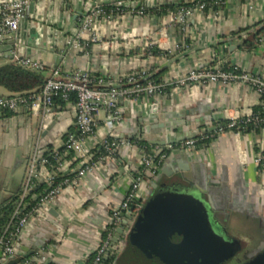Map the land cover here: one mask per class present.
Segmentation results:
<instances>
[{"label": "crops", "instance_id": "crops-1", "mask_svg": "<svg viewBox=\"0 0 264 264\" xmlns=\"http://www.w3.org/2000/svg\"><path fill=\"white\" fill-rule=\"evenodd\" d=\"M14 1L17 0H0V12L5 4ZM28 1L16 43L3 44L0 67L16 61L17 56L34 57L44 65L48 74L59 70L62 76L85 71L113 80L142 70H165L162 81L169 86L163 96L140 101L122 100V124L109 126L105 123V111L98 113V135L87 138L85 148L92 151L99 139L110 133L121 138L126 136L128 145L122 147L114 158L100 164L83 184L66 186L51 206L49 215L37 219L22 235L21 246L30 250L38 245L41 247L28 258L21 251L19 256L23 261L20 264H43L39 261L43 256L47 257L45 264H86L88 257L106 239L111 211L124 200L134 171L138 169L137 152L132 142L141 139L154 150L168 146H156L152 142L163 141L170 133H146L145 127L157 125L163 114L180 115L188 111L190 114L185 119L188 124L178 129L177 133H191L196 137L205 130H212L221 121L249 117L261 104L262 96L245 83L181 86L179 81L191 70L216 62H222L228 68L237 66L264 81V32L261 41L254 45L241 36L232 38L245 29L263 26L264 0H229L224 7L207 14L194 12L185 23L176 19L179 11H162L163 7L179 6L184 0ZM113 2L124 3L128 10L110 21L97 19L92 34L96 37L95 42L91 41L89 34L80 35V19L85 9L91 3L103 5ZM250 5L255 8L251 10ZM139 7L147 11L139 15L138 11L142 9ZM70 38H78L85 49L68 46ZM241 41L245 42L244 46L234 52L227 50ZM153 50L158 53L154 54ZM57 57H62V60L59 62ZM0 96L7 97L10 93L0 87ZM75 121L74 103L58 106L48 119L43 113L26 107L10 117L0 118V204L21 192L29 161L34 154L64 150L62 155L69 161L65 175L75 178L81 166L73 154L70 159L67 158L69 154L65 148L68 134L80 135ZM165 121L170 123V120ZM183 153V150H174L170 160L164 164L182 161ZM259 154H264V128L260 134L220 133L209 146L200 147L188 156L190 161L203 165V169L196 170L198 182L212 177L217 200L229 198V211H235L246 222L248 219L258 222L257 235H251L256 243L262 241V250L264 172L255 163ZM163 165L156 181L142 184L140 193L143 197L150 195L153 184H169V178L162 172ZM35 197L37 195L33 199ZM24 204L26 208L27 203ZM233 237L245 241L249 248L245 239ZM128 242L117 257V264L126 254ZM133 244L134 256H147L139 243Z\"/></svg>", "mask_w": 264, "mask_h": 264}, {"label": "built area", "instance_id": "built-area-1", "mask_svg": "<svg viewBox=\"0 0 264 264\" xmlns=\"http://www.w3.org/2000/svg\"><path fill=\"white\" fill-rule=\"evenodd\" d=\"M193 1L191 0V2ZM28 4V0H17L2 7L0 12V49L3 48V42L12 38L13 35H16V39L18 38L17 34L21 23L25 19ZM123 7H126L124 3H118L114 9L107 11L101 4L91 3L85 9L80 19V35L89 34L92 36L91 41L95 42L96 37L92 34L95 30L97 19L103 18L110 21L114 16L124 12ZM206 7L205 3H198L195 10L184 7L177 13L176 19L179 23H185L194 12H204ZM254 8V5H250L251 10ZM138 14L143 15L144 10L140 9ZM67 44L71 48L85 49L81 46L78 38L68 39ZM13 53L16 56L15 51ZM16 62L24 68L33 71H45L44 65L34 57L19 58L16 56ZM149 73L147 70H142L112 80L105 77H96L85 71H74L68 73L66 76H62L59 70H55L52 72L51 78L46 82L41 93L37 96L29 98L0 96V113L2 111L17 113L21 108L26 107L37 113H43L47 119L57 109L55 104L57 98L62 99L65 103H74L76 109L75 126L79 130L80 135L68 134L65 148L69 155H74V158L81 166L75 178L65 179L59 185L54 186L56 175L66 171L69 161L63 155L57 156L58 166L55 171L51 172L47 169L48 160L45 158L44 153L41 155L34 154L31 157L23 183L21 202L14 215L17 222L13 225L10 232L7 229V232L0 237V264H5L12 258L19 257L21 254L19 245L24 231L33 225L37 219H44L49 215L51 206L60 198L66 186L74 185L78 187L83 184L85 178L92 174L100 164L114 158L122 147L128 145V140L110 133L100 138L97 145L105 146L108 153L107 156L97 162H93L92 151H88L85 148L84 142L87 138L98 135L100 125L97 115L100 111H105L106 113L105 123L109 126H116L122 124L124 121V111L121 106L122 100L140 101L164 95L163 90L167 87L165 84H155L154 82H148L146 85L139 84V80L147 77ZM218 83L222 85L245 83L261 96L264 95V81L262 79L251 75L237 66L228 68L222 62H216L207 67L191 70L185 78L179 81L181 86ZM72 99H75V102H72ZM252 116L253 113L248 118ZM254 120L256 123L260 122L257 118ZM235 125L236 121H232L229 128L231 129ZM210 132L223 133L218 125L210 130ZM203 139H208V136L203 137ZM198 141L195 137L188 139L182 143L181 148L178 150H183L187 154L196 153L200 148ZM132 143L137 152L138 169L134 171L124 200L111 211L107 237L94 251L96 253L94 264H103L102 258L106 255H111L117 259L126 243L134 221L142 210L144 201L147 198L143 197L140 193L142 184L145 182L151 184L152 181H156L159 177L161 166L170 160L171 153L176 150L174 145H168L166 148H157L154 150V154H150L145 146H141L138 142ZM165 150L169 151V153H166ZM157 158H159L158 161ZM255 163L264 172V154H259L255 158ZM40 183L46 184L50 189L44 195L35 197V205L25 213V199L33 193ZM128 217H132V219H128ZM124 222L126 223L124 235L120 243L113 246L115 251H110L116 231ZM40 259L39 261L45 264L47 257L43 256Z\"/></svg>", "mask_w": 264, "mask_h": 264}, {"label": "water", "instance_id": "water-1", "mask_svg": "<svg viewBox=\"0 0 264 264\" xmlns=\"http://www.w3.org/2000/svg\"><path fill=\"white\" fill-rule=\"evenodd\" d=\"M146 7H149L148 3ZM15 37L13 35L11 40L3 44H15ZM244 45L245 42L241 41L227 50L234 52ZM3 52L4 49H0V54ZM57 60L60 62L62 57H57ZM189 114L188 111L180 115L163 114L157 125L145 127L144 131L170 133L167 139L152 142L156 146L174 145L192 139L191 133H177L178 129L187 126L188 121L185 119ZM178 119L182 121H175ZM165 120H170V123ZM182 157V161L163 165L162 172L169 178V184H153V191L145 199L131 228L130 238L142 246L151 264H264V249L239 261L248 250V245L242 239L230 235L216 219L219 203L212 177L198 182L196 170L203 169V165L190 161L186 152ZM125 228L124 222L117 229L110 251H115L113 246L120 243ZM40 247L38 245L36 249L30 250L19 245V249L25 252V258L37 253ZM18 263V257H14L5 264Z\"/></svg>", "mask_w": 264, "mask_h": 264}, {"label": "trees", "instance_id": "trees-1", "mask_svg": "<svg viewBox=\"0 0 264 264\" xmlns=\"http://www.w3.org/2000/svg\"><path fill=\"white\" fill-rule=\"evenodd\" d=\"M227 0H194L191 2V0H184V2L179 5H172V6H166L163 7L162 11L163 13H166L168 10L174 11L177 13L182 8H188L195 10L198 3H205L207 5L206 10L204 11L206 14L209 13L211 10H217L219 7H224L225 2ZM120 2H113V3H104L102 6L105 10L110 11L111 9L115 8V5H117ZM142 8L145 11L144 7H139V9ZM124 11H127L128 8L123 7ZM263 24L260 28H253V29H245L244 31H241L237 35H234L232 38H236L238 36H241L245 38L247 43L256 44L260 42L261 34L264 32V21L261 23ZM154 54H157L158 52L156 50H153ZM165 73V70H160L158 72L152 71L150 72L147 77L144 79L139 80V84L146 85L148 82H154L155 84H163L162 77ZM51 74H48L46 69L44 72H38L33 71L27 68H24L23 66L19 65L16 61H12L4 66L0 67V87L5 89L8 93H10V96L7 97H34L41 93L42 89L44 88L46 82L51 78ZM128 87V86H127ZM169 86L165 87L163 90L164 93L168 92ZM72 102H75V99H72ZM56 106H64L65 102L57 98L55 100ZM14 113H11L9 111H2L0 113V118H6L12 116ZM259 119L260 122L256 123L254 119ZM232 123V121L224 120L218 123L219 129L222 130V132H234V133H241V134H249L252 132H255L257 134H260L262 129L264 128V95H262V101L261 104L254 108L253 110V116L251 118L245 117L238 121H236V125L233 128H229V125ZM220 132L213 133L208 130H205L201 135H198L195 137V139H198V146L199 147H207L209 146L213 141H215ZM208 136V139H203V137ZM133 142H138L141 146H145L147 148V151L151 154H154V147L151 146L148 142L143 140H134ZM182 143H177L174 145L175 149L181 148ZM166 153H169V151L165 150ZM64 153V150L55 152V151H48L45 153V158L48 160V170L53 172L56 170L58 166L57 156H60ZM93 162L99 161L101 158L107 156V151L105 149L104 145H99L95 149L92 150ZM72 156H67L68 159H70ZM159 158H157V161ZM70 178L68 175H65V172L58 173L55 178L54 186L59 185L62 183L65 179ZM50 188L46 185H40L38 186L32 194H30L26 199L25 202L27 203V207L24 210V212H28L34 205L35 200L33 199L34 195L42 196L48 191ZM21 196H22V190L18 193L13 194L11 197L6 199L0 204V237L3 236L7 229L10 232L13 225L17 222L16 218H14V215L18 209V206L21 202ZM23 212V213H24ZM106 235V234H105ZM134 238H130V233L127 237V242L130 243L133 241ZM128 242V243H129ZM96 257V253H92L87 261L86 264H94V259ZM119 259V258H118ZM118 259L116 260L115 257L111 255L103 256L102 262L103 264H117ZM23 261L22 257H18V262L21 263Z\"/></svg>", "mask_w": 264, "mask_h": 264}, {"label": "rangeland", "instance_id": "rangeland-1", "mask_svg": "<svg viewBox=\"0 0 264 264\" xmlns=\"http://www.w3.org/2000/svg\"><path fill=\"white\" fill-rule=\"evenodd\" d=\"M218 203L220 206V212H222L220 216L219 215V221L222 226H224L231 235L233 236H239L245 239L248 244L249 248L245 253V256H251L254 253L258 252L262 248V241H258L257 243L252 239V235H257V225L258 222L254 219H248L247 222L242 218V216L236 215L235 211L231 210L229 211V198L224 197L218 199ZM235 207V206H234ZM134 241H132L128 245V250L126 254L123 256V258L120 261V264H151L149 260L146 258L147 256L144 255V257L134 256ZM134 256V257H133Z\"/></svg>", "mask_w": 264, "mask_h": 264}, {"label": "flooded vegetation", "instance_id": "flooded-vegetation-1", "mask_svg": "<svg viewBox=\"0 0 264 264\" xmlns=\"http://www.w3.org/2000/svg\"><path fill=\"white\" fill-rule=\"evenodd\" d=\"M219 206V205H218ZM220 206H219V211L218 212H216L215 213V217H216V219L219 221L220 219H219V215L220 216H223V215H221L222 214V212H220ZM229 232V231H228ZM231 235V234H230ZM247 251V250H246ZM246 251L244 252V254L240 257V259H239V261L240 262H242V261H244V260H246L247 258H249L250 256H245V253H246Z\"/></svg>", "mask_w": 264, "mask_h": 264}]
</instances>
